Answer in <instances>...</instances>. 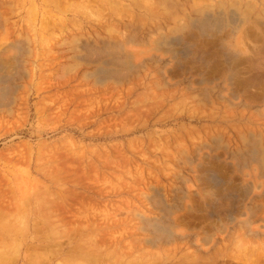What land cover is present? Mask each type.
<instances>
[{"label": "rangeland", "instance_id": "1", "mask_svg": "<svg viewBox=\"0 0 264 264\" xmlns=\"http://www.w3.org/2000/svg\"><path fill=\"white\" fill-rule=\"evenodd\" d=\"M1 62L5 264H264V0H0Z\"/></svg>", "mask_w": 264, "mask_h": 264}, {"label": "bare ground", "instance_id": "2", "mask_svg": "<svg viewBox=\"0 0 264 264\" xmlns=\"http://www.w3.org/2000/svg\"><path fill=\"white\" fill-rule=\"evenodd\" d=\"M44 1V0H43ZM56 1V0H55ZM54 2V1H53ZM102 2H103V0H102ZM88 5L89 4H87L86 6H85V8L86 7H88ZM77 41V43H79V40L78 39H76ZM171 42V41H170ZM83 49H85V50H87L89 53H88V55H85V56H80V55H76V57H78V58H80V59H84V60H86V61H100L102 58H104V57H106V54H110V53H113L112 51H114L113 50V47L114 48H116L117 46H109L108 48H105V49H102L101 47H99V46H92V45H87L86 43H85V45H82L81 46ZM107 47V46H106ZM19 48L21 49L22 47H21V45H19ZM77 48H79V47H77ZM112 48V49H111ZM23 50V49H22ZM149 54V53H148ZM141 59V58H140ZM103 60V59H102ZM109 64V65H111L112 67H104V68H99L98 70H97V72L98 73H101V74H104V76L105 77H108V76H114V77H119L118 75H120V74H122V73H124V72H122V70H120V69H116V65H118V64H123V66H126V67H128V66H130L131 65V63L129 62V61H118V60H115V58H111L110 60H105L104 61V64ZM3 64H5V63H0V71L2 70V68L5 66V65H3ZM114 65V66H113ZM120 66V65H119ZM132 67V66H131ZM134 67V66H133ZM4 70V69H3ZM7 70V69H6ZM12 70V69H11ZM16 70V69H15ZM74 70V69H73ZM18 70H16V72H17ZM10 75V76H9ZM6 77H8V78H6ZM9 77H10V79L11 78H13L12 77V74H9V73H6V75H0V78H4L3 79V82H4V80H5V78L6 79H9ZM6 81H8V80H6ZM5 81V82H6ZM14 91V87H13V85L12 84H8V83H6V85L4 86V87H2V88H0V99H3V104H5L6 106L7 105H9L10 103H11V101H12V92ZM260 153V151H258V150H255V152H254V154H253V156H254V159L253 160H255L256 162H257V164H256V167L254 168V170H255V172L258 174V175H260V176H262L263 175V173H264V158L262 159V160H260L259 158H258V154ZM248 175H251V173H249ZM37 183V182H36ZM261 188V187H260ZM260 191V190H259ZM257 194H259V193H257ZM261 194H259V195H255V197H259ZM1 210V209H0ZM1 215V214H0ZM18 215H19V213H18ZM250 217H251V214H248L247 215V217L245 216V218L242 220V223L243 224H245L246 226H249L250 224H251V220H250ZM26 218V217H25ZM24 218V219H25ZM18 220V219H17ZM21 220V219H20ZM10 221V220H9ZM24 222V221H23ZM176 223V222H175ZM7 224V223H6ZM6 224H2V225H0V228L3 230V229H6V228H4V227H7L6 226ZM7 225H9V224H7ZM149 225H152V226H155L157 229H158V231H162V232H166V234H168V237H169V239L170 238H172V237H174V236H176V233H174V230H173V226H171V225H165L164 223H162V222H158L157 220H155L154 221V223L153 224H151L150 222H149ZM176 226L178 225V223H176L175 224ZM154 227V228H155ZM11 227H10V225H9V229H6V230H9V232H10V229ZM25 229V228H24ZM19 230V229H18ZM249 231V230H248ZM4 232H5V230H4ZM13 232V231H12ZM22 232V231H21ZM260 232V231H259ZM261 232H263V231H261ZM3 234V233H2ZM6 235H8V234H6ZM17 235V234H16ZM1 236V235H0ZM179 238H185V237H187L188 235H185L184 234V236L183 235H180V234H178L177 235ZM3 237H4V234H3ZM8 237V236H7ZM56 237V236H55ZM6 238V237H5ZM7 239V238H6ZM6 239H5V241H6ZM9 239V238H8ZM14 240V239H13ZM93 240V239H92ZM202 240V239H201ZM205 242H206V244H211L210 246H209V248L211 249V248H213L215 245H216V241H215V243H213L212 242V239H210V237H205L204 239H203ZM8 241V240H7ZM149 241H150V239H149ZM9 242V241H8ZM14 242H16V241H14ZM18 242V241H17ZM3 243V242H2ZM2 243L0 244V262H1V264L2 263H6L8 260H9V258L12 256V257H14V255L15 256H17V251L15 250L16 248H14V251H12L11 249H10V244L7 246V248L6 249H3V250H1V246L4 248V246L2 245ZM5 243V242H4ZM3 243V244H4ZM12 243H13V241H12ZM11 243V244H12ZM213 243V244H212ZM58 244V243H57ZM56 245V244H55ZM84 245V244H83ZM49 246V245H48ZM12 247V246H11ZM43 247V246H42ZM85 247V246H84ZM86 247H88V246H86ZM86 247L84 248V249H86ZM97 247V246H96ZM45 248V247H44ZM99 248V247H98ZM51 249V248H50ZM84 249L82 250V248H79L78 249V251H79V253H80V256L82 257V259H85L86 261H93V263L94 264H96V262H98V260H99V257L101 258V254H99V252L100 253H102V250H99L98 251V255H100V256H98V255H96L95 254V252L94 251H84ZM91 249H92V246H91ZM90 249V250H91ZM52 250L54 251V249L52 248ZM38 251V250H37ZM251 251V250H250ZM50 252H52V251H50ZM34 254H35V252H34ZM51 255L53 254V252L52 253H50ZM28 255H30V254H28ZM32 255V254H31ZM37 255H39V254H37ZM41 255V254H40ZM55 255V254H54ZM53 255V256H54ZM44 256V255H43ZM52 256V257H53ZM30 257V256H29ZM28 257V258H29ZM38 257H40V256H36V258H38ZM49 257H51L50 255H49ZM48 257V258H49ZM16 258V257H15ZM15 258H13V260L15 259ZM31 259H32V257H30ZM36 258H33L32 259V261L30 260V264H36L37 262H39V264H41V262L40 261H42L41 260V258H38V261L36 260ZM105 258H107V256H106V254H105V256H104V259ZM12 260V261H13ZM106 260V259H105ZM28 261V260H27ZM37 261V262H36ZM70 261V260H69ZM44 262V261H43ZM78 262V261H77ZM71 263V262H70ZM139 263V262H138ZM138 263H136V264H138ZM192 263V262H191ZM28 264V263H27ZM73 264V263H72ZM75 264H79V263H75ZM118 264H123V261H122V259H120V261H119V263ZM193 264V263H192ZM209 264V263H208Z\"/></svg>", "mask_w": 264, "mask_h": 264}]
</instances>
